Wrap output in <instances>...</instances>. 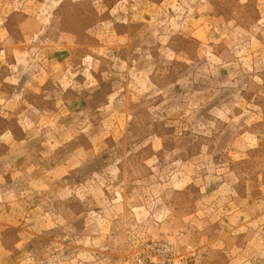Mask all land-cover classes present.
I'll list each match as a JSON object with an SVG mask.
<instances>
[{"label": "rangeland", "instance_id": "374dc122", "mask_svg": "<svg viewBox=\"0 0 264 264\" xmlns=\"http://www.w3.org/2000/svg\"><path fill=\"white\" fill-rule=\"evenodd\" d=\"M264 264V0H0V264Z\"/></svg>", "mask_w": 264, "mask_h": 264}, {"label": "built area", "instance_id": "2783aa9c", "mask_svg": "<svg viewBox=\"0 0 264 264\" xmlns=\"http://www.w3.org/2000/svg\"><path fill=\"white\" fill-rule=\"evenodd\" d=\"M141 251H135L127 261L130 264H175L183 256L172 241L151 240L143 243Z\"/></svg>", "mask_w": 264, "mask_h": 264}]
</instances>
